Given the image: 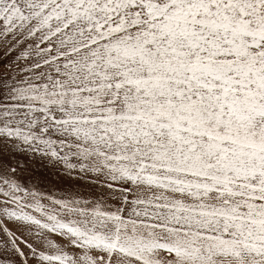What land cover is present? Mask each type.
<instances>
[{
	"label": "snow or ice",
	"instance_id": "obj_1",
	"mask_svg": "<svg viewBox=\"0 0 264 264\" xmlns=\"http://www.w3.org/2000/svg\"><path fill=\"white\" fill-rule=\"evenodd\" d=\"M0 264H264V0H0Z\"/></svg>",
	"mask_w": 264,
	"mask_h": 264
}]
</instances>
